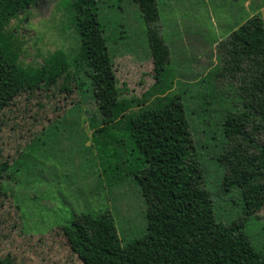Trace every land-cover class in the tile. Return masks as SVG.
<instances>
[{"label":"rangeland","instance_id":"1","mask_svg":"<svg viewBox=\"0 0 264 264\" xmlns=\"http://www.w3.org/2000/svg\"><path fill=\"white\" fill-rule=\"evenodd\" d=\"M119 1L122 9L110 3L105 16L125 25L136 50L115 30L105 33L95 17L76 25L69 0H35L5 24L26 67L46 69L57 52L68 62L86 58L97 93L96 100L83 101L75 79H66L70 69L56 86L41 84L18 93L0 113V148L11 165L0 201V256L11 255L16 264H84L63 224L73 214L100 211L112 212L123 240L148 229L159 262L184 263L175 219L157 180V161L165 152L196 142L198 131L212 144L206 149L210 155L221 148L216 146L222 139L219 130L211 125L203 133L198 112L201 97L212 92L211 74L224 66L223 46L240 53L244 74L218 77L217 91L226 92L230 104L248 85L264 140V0H159L158 26L172 50L161 78L143 41L141 10L129 0ZM5 69L0 62V77ZM180 81L188 84L186 101ZM78 102L82 113L100 108L109 141L84 114L79 119L70 112ZM185 103L193 111L190 117ZM215 122L219 125V115ZM207 166L210 187L218 189L216 166ZM225 199L220 197L228 212ZM253 217L264 227V199L238 210L233 219L245 228ZM222 219L231 221V216ZM260 235L253 242L261 245L264 259Z\"/></svg>","mask_w":264,"mask_h":264},{"label":"trees","instance_id":"2","mask_svg":"<svg viewBox=\"0 0 264 264\" xmlns=\"http://www.w3.org/2000/svg\"><path fill=\"white\" fill-rule=\"evenodd\" d=\"M33 1L0 0V62L6 68L0 77V113L18 93L41 84L56 86L66 71L69 74L70 69L72 74L65 75L66 79H75L82 100H96L92 65L88 59L76 57L68 62L61 52H57L51 58L48 68L36 72L21 62L18 46L8 39L5 24ZM129 1L142 12L146 26V38L144 36L143 41L153 60L156 76L161 78L171 65L172 50L158 26L161 20L159 0ZM120 2L69 0L68 8L76 25L82 19L95 17L105 33L115 30L118 38L129 41V49L136 50L132 37L122 29L125 25L114 23L105 16V9L111 7L110 3L112 8L121 10ZM233 43L231 39L229 44ZM223 52L220 57L224 66L217 67L215 74H211L209 82L213 87L212 92L201 97V110L198 112L203 133L211 125L219 130L217 135L222 139L218 140L219 144H213L221 148L210 155L206 149L212 144L208 140L204 141L200 131L195 130L199 132L196 142L185 143L159 157L157 180L163 187L164 199L175 219L183 264H264L260 255L261 245L253 242L262 232L264 235V227L254 217L245 228L237 225L233 219L238 210L249 209L264 199V140L248 85L239 88L236 99L230 104L227 102L228 94L217 91L218 77L230 74L239 78L244 74L241 55L236 48L223 46ZM202 82L208 81L204 79ZM180 83L183 84L182 95L186 101L188 84ZM124 102L125 99L121 101L122 106ZM216 105L219 106L215 108ZM224 105H228V110L224 111ZM184 108L190 117L193 111L189 110L186 103ZM69 110L71 113L76 112L79 119L84 114L103 140L109 141V127L103 124L100 108L96 107L92 113L91 110L82 113L83 109L78 102ZM218 115L219 125L215 122ZM61 120H66V115ZM4 158L0 148V201L5 196L3 181L8 177L11 167L10 162ZM208 162L216 166L214 171L218 189L210 187ZM134 181L138 182L137 179ZM209 188L214 192L211 193ZM222 195L226 197L225 203L230 204L228 212L223 211L224 206L220 201ZM226 215L231 216V221L225 222L222 219ZM63 230L73 251L84 264H162L154 255L152 238L146 232L148 229L138 237L123 240L110 211L73 214V218L63 224ZM0 264L16 262L11 255H7L0 256Z\"/></svg>","mask_w":264,"mask_h":264}]
</instances>
